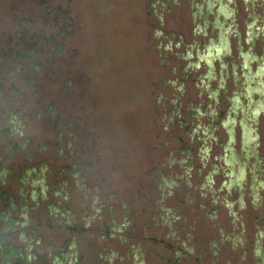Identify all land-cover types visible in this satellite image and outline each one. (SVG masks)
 <instances>
[{"label":"rangeland","instance_id":"374dc122","mask_svg":"<svg viewBox=\"0 0 264 264\" xmlns=\"http://www.w3.org/2000/svg\"><path fill=\"white\" fill-rule=\"evenodd\" d=\"M0 264H264V0H0Z\"/></svg>","mask_w":264,"mask_h":264}]
</instances>
